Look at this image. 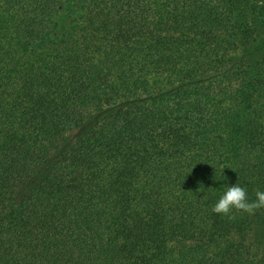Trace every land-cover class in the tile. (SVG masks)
I'll use <instances>...</instances> for the list:
<instances>
[{"label": "trees", "instance_id": "obj_1", "mask_svg": "<svg viewBox=\"0 0 264 264\" xmlns=\"http://www.w3.org/2000/svg\"><path fill=\"white\" fill-rule=\"evenodd\" d=\"M264 0H0V264H264Z\"/></svg>", "mask_w": 264, "mask_h": 264}, {"label": "clouds", "instance_id": "obj_2", "mask_svg": "<svg viewBox=\"0 0 264 264\" xmlns=\"http://www.w3.org/2000/svg\"><path fill=\"white\" fill-rule=\"evenodd\" d=\"M255 196V200H250L245 187L238 183H227L214 203L212 211L228 216L229 219L232 218L230 214L233 209L252 213L256 209L264 208V190H257Z\"/></svg>", "mask_w": 264, "mask_h": 264}]
</instances>
